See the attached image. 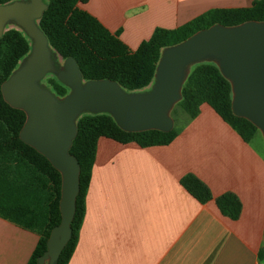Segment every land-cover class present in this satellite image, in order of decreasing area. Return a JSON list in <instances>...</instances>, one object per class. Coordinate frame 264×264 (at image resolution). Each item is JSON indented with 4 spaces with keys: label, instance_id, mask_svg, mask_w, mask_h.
Here are the masks:
<instances>
[{
    "label": "crops",
    "instance_id": "0c3cea01",
    "mask_svg": "<svg viewBox=\"0 0 264 264\" xmlns=\"http://www.w3.org/2000/svg\"><path fill=\"white\" fill-rule=\"evenodd\" d=\"M256 0H87L130 48L211 8ZM206 102L171 142L97 139L84 214L67 264H264V150ZM206 187L209 198L195 194ZM39 234L0 216V264H26Z\"/></svg>",
    "mask_w": 264,
    "mask_h": 264
},
{
    "label": "trees",
    "instance_id": "16d2710c",
    "mask_svg": "<svg viewBox=\"0 0 264 264\" xmlns=\"http://www.w3.org/2000/svg\"><path fill=\"white\" fill-rule=\"evenodd\" d=\"M12 0H0V4ZM87 0H47L38 21L51 47L62 59L72 56L84 80L108 78L126 91L144 90L151 84L161 50L212 24L235 25L247 20L264 21V0L250 6L211 8L176 28L157 27L148 39L130 49L117 34L111 33L96 17L81 7ZM30 49L29 38L9 27L0 37V84ZM44 82L57 96L68 88L53 74ZM208 103L245 142L259 131L248 119L231 109L230 82L212 61L196 63L181 87V98L170 111L173 127L168 131L147 129L127 131L108 113H83L76 120L77 132L69 148L79 164V190L70 222L71 236L55 264H67L77 242L85 206L97 139L105 136L121 143L135 142L141 147L168 144L188 119ZM26 119L22 109L10 106L0 91V216L39 234L26 264H37L46 249L50 230L60 222L58 201L60 173L34 147L22 141L19 130ZM201 200L209 198L206 187L194 191ZM259 259L264 257V244Z\"/></svg>",
    "mask_w": 264,
    "mask_h": 264
},
{
    "label": "water",
    "instance_id": "95a60500",
    "mask_svg": "<svg viewBox=\"0 0 264 264\" xmlns=\"http://www.w3.org/2000/svg\"><path fill=\"white\" fill-rule=\"evenodd\" d=\"M47 0H12L0 4V37L11 27L30 40V49L0 84L3 99L22 109V141L43 154L60 173V222L50 230L37 264H55L71 236L70 222L79 190V164L69 153L76 120L83 113H108L127 131L173 127L170 111L192 64L212 61L230 82L231 109L252 122L264 139V21L212 24L164 47L153 80L144 90L126 91L116 81L84 80L72 56L63 59L38 25ZM53 74L69 90L57 96L42 79Z\"/></svg>",
    "mask_w": 264,
    "mask_h": 264
},
{
    "label": "rangeland",
    "instance_id": "374dc122",
    "mask_svg": "<svg viewBox=\"0 0 264 264\" xmlns=\"http://www.w3.org/2000/svg\"><path fill=\"white\" fill-rule=\"evenodd\" d=\"M9 27H11V26H9ZM62 62H63V59H62V58H59V65H61ZM194 65H195V64H192L190 68L194 67ZM43 83H44V82H43ZM149 85H150V84H149ZM147 87H148V86H147ZM147 87H146V88H147ZM253 143H254L255 145L259 146L262 150H264V139L262 138V135H261V133H260L259 131L256 133V137H255Z\"/></svg>",
    "mask_w": 264,
    "mask_h": 264
}]
</instances>
